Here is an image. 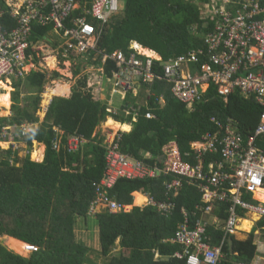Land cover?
Wrapping results in <instances>:
<instances>
[{"label":"trees","instance_id":"obj_1","mask_svg":"<svg viewBox=\"0 0 264 264\" xmlns=\"http://www.w3.org/2000/svg\"><path fill=\"white\" fill-rule=\"evenodd\" d=\"M202 1L209 0H121L118 13L103 26L96 49L105 54L115 50L127 54L131 42L136 41L155 50L163 61L184 54L203 45L204 35L212 29L211 24L204 26L201 18L199 3ZM93 23L97 25V21L93 20ZM0 25L9 29L15 25V20L4 15ZM49 29L50 26L38 27V33L41 36ZM38 38L36 36L34 40ZM94 55L95 52L90 51L87 62L76 57L78 65L73 71L74 77L80 75L81 64L86 67L87 64L100 63L99 54L92 60ZM33 59L38 61L35 56ZM113 69L114 63L108 60V76ZM50 73L31 70L23 79L13 83L12 114L1 117L0 124L38 122L36 113L45 84L49 79L61 76L57 71ZM86 79V74L76 79L69 97H53L38 128L21 139L18 136V140L29 148L33 140L44 144L41 162L31 160L29 155L21 159L17 152L12 158L11 150L0 151V236H7V245L14 250L25 251V243L37 247L24 257L0 242V264L88 263L90 248L77 241L74 230L76 225L91 226L87 222L89 216L98 224L100 253L109 256L116 245L120 248L119 254L111 255L104 264H186L184 259L174 256L181 248L172 238L186 217L193 226L204 214L202 193L196 187L183 183L181 187L168 191L166 183L172 177L162 174L144 179L119 178L111 190L117 201L130 204L132 193L141 192L155 202L172 203V213L159 209L157 203L134 207L129 212L92 214L90 211L95 197L93 183L100 181L105 168L104 136L95 130L109 112L105 102L93 99L86 88ZM23 87L29 93L24 99L21 98ZM143 87L149 92L147 103L135 108L130 107L132 100L127 92V99L121 107L131 112L122 118L130 120L133 109L137 110V118L132 122V129L118 133L114 142L118 143L121 153L150 167L161 164L158 160L161 149L170 141L175 140L182 151H187L191 141L214 128L211 116L232 117L236 129L245 137L255 129L264 110L253 97L247 98L238 91L224 100L213 86L201 95L200 102L188 109L173 97L164 80ZM9 89L0 93L2 100L8 98ZM161 99H164L163 104ZM2 107L0 114L7 109V102L1 101ZM147 111L154 117L147 118ZM54 128L62 132L57 133ZM75 135L86 142L82 150L68 151L67 139ZM56 136L59 137L57 149L54 148ZM258 141L264 147V136ZM40 147L42 151L43 147ZM37 151L38 148L34 150L33 158L38 156ZM217 210L220 217L226 218L223 205ZM245 223L249 228V222ZM207 232L212 234V243H218L224 234L213 225L207 226ZM227 238L232 241L230 244L227 240L223 246L225 258L221 264L249 263L253 259L256 245L252 234L246 240L233 236Z\"/></svg>","mask_w":264,"mask_h":264},{"label":"built area","instance_id":"obj_2","mask_svg":"<svg viewBox=\"0 0 264 264\" xmlns=\"http://www.w3.org/2000/svg\"><path fill=\"white\" fill-rule=\"evenodd\" d=\"M199 4L204 26L211 24L212 28L204 35L203 45L163 61L152 50L144 52L146 48L135 41L131 42L127 54L120 50L105 54L96 49L103 26L118 13L121 0H0V19L8 15L15 20V25L9 29L0 25V90L5 91L4 84L14 90L13 83L31 70H38L41 59L55 61L60 57L65 60L80 56L87 62L90 51H94L92 60L99 54L100 63L86 65L90 67L86 71V88L95 100L104 93L105 87L111 93L124 94L133 91L135 84L164 80L173 97L188 108H193L211 86L224 100L238 91L247 98L253 97L264 108V0H209ZM44 26H50L49 31L53 32L54 38L49 41L44 40L49 31L41 36L38 33V27ZM36 36L39 38L34 40ZM44 46L48 47L47 54L42 53ZM34 56L38 61H34ZM108 60L115 65L110 76L106 73ZM47 110L48 106L41 101L38 111ZM133 111V116H137V110ZM10 115H0V118ZM145 116L154 117L150 111ZM210 121L214 124L213 130L191 141L189 151H181L175 140L170 141L161 149L158 157L161 164L155 163L152 167L118 150L114 139L121 131L113 134L109 141L105 140V168L100 181L93 183L92 214L130 210V204L119 202L111 195L119 178L171 176V181L166 183L168 191L185 182L202 193L204 214L210 215L222 205L226 214L224 219L214 217V222L197 219L193 226L186 217L172 238L181 248L174 256L184 259L186 264H221L227 236L236 234L238 224L248 219V214L264 217V148L257 144L264 136V110L255 129L245 137L236 129L232 117L221 119L213 115ZM37 126L38 122L28 121L0 124V151L11 150L12 158L16 152L17 156L20 152L31 155L32 149L19 141L18 136L25 137ZM85 142L84 138L70 136L67 149L76 151ZM190 156L194 162L190 161ZM146 200V204L157 203L158 208L166 212L172 213L174 209L172 203L155 202L148 196ZM209 224L224 232L218 243H212V234L207 232ZM24 245L28 253L37 250L34 245ZM251 264L263 263L253 261Z\"/></svg>","mask_w":264,"mask_h":264},{"label":"crops","instance_id":"obj_3","mask_svg":"<svg viewBox=\"0 0 264 264\" xmlns=\"http://www.w3.org/2000/svg\"><path fill=\"white\" fill-rule=\"evenodd\" d=\"M123 2V1H122ZM193 28L191 29V32H193ZM51 32V31H49ZM48 32L47 36L44 37V40H47L49 41L50 38H52V36H49L51 35L50 33ZM136 42V41H135ZM138 43V42H137ZM146 49L144 50H152L154 52V55H158V53L153 50V49H149L147 47H145ZM149 49V50H148ZM150 52V51H149ZM78 77H80L79 75H77ZM77 77V78H78ZM74 86V84L72 86H69L67 84H64V87L63 89H58V85L55 87V88H52V89H49V91H47V89H45L44 87V91L42 92L41 94V101H42V104L43 105H47L49 107L50 103H51V100L53 97L55 96H61V97H69L72 93V87ZM135 89L133 91H128L130 94H129V98L132 100L130 102V107H133L135 108L137 105L138 106H141V105H144V104H138V101H137V94H144L145 91L148 92V90L143 87V85H139V84H135ZM4 90L7 91V89H9L10 87L9 86H3ZM11 89V88H10ZM9 89V90H10ZM4 91V92H5ZM45 95V96H44ZM118 95L121 99V103L116 105L115 104V101H114V97ZM1 96V101H5L7 102V108L9 106V99L10 98H6V99H3L2 100V95ZM9 96V95H8ZM44 96V97H43ZM148 96H149V92H148ZM127 97V92L124 93V94H121V93H111L110 90L108 89L106 91V93H102L100 95V97L98 98L99 101H102V102H105L107 104V111L109 112L108 116L106 117V119H104L103 121H101L100 125L96 128L95 132H100V135L101 136H105L106 135V132H109V131H112V127L108 126L107 125V122L108 120H112L114 123H118L120 126L119 128H117V131H121V132H129L131 129H132V122L133 121H136V118L137 117H134L133 115L131 116V119L129 120L128 118H122V117H126L128 116L129 114H126L123 112L124 108H122L121 106L124 104V102L126 101V98ZM43 98V99H42ZM94 99V98H93ZM95 100V99H94ZM143 100H146L143 98ZM0 101V102H1ZM41 101H40V104H39V109L41 107ZM164 102V99H161V103L163 104ZM146 103H147V100H146ZM145 103V104H146ZM11 104H12V100H11ZM184 104V103H183ZM119 106V111L116 110V107ZM135 106V107H134ZM186 106V105H185ZM186 108L188 109V107L186 106ZM9 109V108H8ZM39 114L36 113V116H38V126L43 122L44 118H45V114L46 112H39L37 111ZM10 114H12V111H11V106H10V111H9ZM215 116V115H214ZM216 117V116H215ZM225 119V118H224ZM123 125H128V129H124L123 128ZM38 126L36 128H38ZM58 130V129H57ZM213 130V129H212ZM208 131H211V130H208ZM58 132H62L61 130H58ZM113 133H115V131L113 130ZM35 141V140H33ZM39 147L42 146L43 147V150L42 152L36 157L37 159L41 158L42 156V160L44 158V151H45V146H43L44 144L43 143H39L37 141H35ZM259 142V141H258ZM257 142L258 145H260L259 143ZM33 145V143H32ZM84 146V145H83ZM82 146V148H83ZM262 147V146H261ZM31 148V147H30ZM29 148V149H30ZM81 148V150H82ZM264 148V147H263ZM190 149V143H189V148L187 151H189ZM182 151V150H181ZM34 152V151H33ZM33 152L31 154V156L29 155V158L31 160H33ZM185 152V151H183ZM26 155H24L22 152H20V154L18 155L19 158H24ZM32 157V158H31ZM191 160H194V158L192 156L189 157ZM33 161H36V162H41V161H37V160H33ZM140 195L143 196V201L140 202L141 198H140ZM132 196H133V201L132 203H130V210L134 207H141L143 205H145L147 203V200H146V197L144 195H142L141 193L139 192H133L132 193ZM262 201L264 202V197H262ZM142 208V207H141ZM219 209V208H218ZM128 211V212H129ZM220 211L217 210V208H215L212 212V214L210 215H205L204 218L206 221L208 222H214V217H218L220 218L219 216V213ZM248 219H243L239 224H238V231L236 232V234L234 235V237L238 240H246L247 238L250 237V235L252 234L253 235V242L254 244L256 245V254L255 256L253 257V259L247 263V264H251L253 261H260L261 263L264 264V217L262 218H258L257 216H254V215H250L248 214V216L246 217ZM249 222V228H247L248 226L246 225V223L244 224V222ZM211 225V224H209ZM214 226V225H213ZM255 227L254 230H252V228ZM13 238V237H12ZM16 239V238H15ZM18 240V239H17ZM228 240V238H227ZM232 241V240H231ZM216 243V242H215ZM214 243V244H215ZM229 243L231 244L230 242V239H229ZM238 262V261H237ZM242 263V262H241Z\"/></svg>","mask_w":264,"mask_h":264},{"label":"rangeland","instance_id":"obj_4","mask_svg":"<svg viewBox=\"0 0 264 264\" xmlns=\"http://www.w3.org/2000/svg\"><path fill=\"white\" fill-rule=\"evenodd\" d=\"M52 36V38H54L53 32H49ZM51 46V45H50ZM44 51H42V53L44 52V54L48 52V47L44 46ZM47 57V56H46ZM38 70L41 71H45L47 73H50L52 71H57L61 76L56 78V79H49L48 82L45 84V89H47V91H49V89L55 88L57 85L58 87L60 86V89H63L64 84H67L69 86H72L73 84H75L76 79L78 76L73 75V71L76 69L78 63H77V59H65V60H61L60 58L58 59H41L40 61H38ZM81 66L83 68H81L82 70L80 71V75L82 76L83 74H86V71L90 70V67H84V64H81ZM80 67V65H79ZM51 74V73H50ZM79 75V76H80ZM9 86V85H8ZM10 87V86H9ZM13 88V86H12ZM22 89V94H21V98H25V96H29V93H27L28 89L23 87ZM59 89V88H58ZM57 89V90H58ZM108 89L105 87V91L104 93H106ZM9 91V96L8 98H10L9 100V106L6 110H4L3 114L0 115H9V111H10V106H11V96H12V92L14 91L13 89L8 90ZM4 91L0 90V93H2ZM45 96V95H44ZM43 96V97H44ZM146 99L148 100V92L145 91L144 94H137V101L138 104H145ZM43 99V98H42ZM115 104L118 105L121 103V99L118 95H116L114 98ZM1 110H3V107L0 108ZM116 110L119 111V106L116 107ZM112 131L106 132V135L104 136V140L103 141H109L111 139V137L113 136V134H115L117 132V129L112 128ZM113 130L115 131V133H113ZM120 131V130H119ZM37 143L34 142L32 147L30 149H32V152L38 148L37 154L39 155L42 151H41V147H39L38 145H36ZM44 146V145H43ZM24 154V152H22ZM31 156V155H30ZM32 158V157H31ZM33 160H37V161H42V156L41 158L37 159V158H32ZM98 209H100V206L97 207ZM96 211H99V210ZM87 222L88 224H90L91 226H79L76 225L75 226V238L77 239V241H79L80 243L84 244L85 246L90 248V252H88L87 254V260L89 261L88 263L85 264H104L105 261H107V259L111 256V255H118L119 254V246L116 245L113 249L112 252L109 256H104L100 253V245H99V239H98V224L96 222V220L93 217H88L87 218ZM255 227L252 228V230H254ZM0 242L2 245L6 246L8 249L12 250L13 252L24 256V257H28L30 255V253L26 252V251H22L21 249L18 250H14L12 249L10 246L7 245V236H0Z\"/></svg>","mask_w":264,"mask_h":264},{"label":"bare ground","instance_id":"obj_5","mask_svg":"<svg viewBox=\"0 0 264 264\" xmlns=\"http://www.w3.org/2000/svg\"><path fill=\"white\" fill-rule=\"evenodd\" d=\"M144 52L150 53L147 50H144ZM4 86H8V85H5L4 84ZM58 88H60V86ZM107 125L110 126V127H112V128H115V129L119 128V126H120L118 123H116V122L114 123L112 120H108ZM123 128L124 129H128V125L127 126L126 125H123ZM140 198H141L140 202L143 201V199H144L143 196L140 195Z\"/></svg>","mask_w":264,"mask_h":264},{"label":"clouds","instance_id":"obj_6","mask_svg":"<svg viewBox=\"0 0 264 264\" xmlns=\"http://www.w3.org/2000/svg\"><path fill=\"white\" fill-rule=\"evenodd\" d=\"M126 111H129L128 114H130V112H131L130 109H124V110H123L124 113H126ZM126 114H127V113H126ZM134 117H137V116H134ZM180 150H181V149H180ZM190 161H191V162H194L193 160H190ZM160 175H161V174H160ZM184 183H185V182H184ZM185 184H187V183H185ZM139 193H141V192H139ZM141 194L144 195L145 197L148 196V195H146V194H144V193H141ZM168 195H169V193L166 194V196H168ZM148 197H149V196H148ZM147 205H149V203H148V204H145L143 207H145V206H147ZM143 207H142V208H143ZM205 215H206V214H202L201 217L198 218V219H201V218H202L203 220H205V218H204ZM196 220H197V219H196ZM230 236H233V235H230ZM233 237H234V236H233ZM230 240H232V239H230ZM22 242H23V241H22ZM24 243H25V242H24ZM25 244H28V243H25Z\"/></svg>","mask_w":264,"mask_h":264},{"label":"water","instance_id":"obj_7","mask_svg":"<svg viewBox=\"0 0 264 264\" xmlns=\"http://www.w3.org/2000/svg\"><path fill=\"white\" fill-rule=\"evenodd\" d=\"M230 242H231V240H230Z\"/></svg>","mask_w":264,"mask_h":264}]
</instances>
